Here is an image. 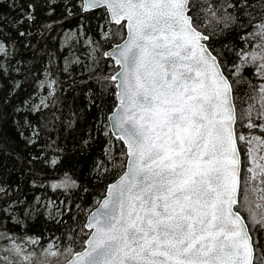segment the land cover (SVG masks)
Here are the masks:
<instances>
[{
	"label": "snow or ice",
	"instance_id": "1",
	"mask_svg": "<svg viewBox=\"0 0 264 264\" xmlns=\"http://www.w3.org/2000/svg\"><path fill=\"white\" fill-rule=\"evenodd\" d=\"M27 7L23 19L14 23L34 22L35 5ZM78 7L83 13L102 11L101 40L118 41L103 52L116 70L97 77L115 91L102 87L89 98V105L102 111L105 93L114 96L107 114L110 130L104 135L110 144L113 138L119 142L120 153L117 159L109 152L112 169L104 170H117V178L107 185L84 223L81 231L88 232L81 250L64 249L72 257L67 264H264V256H256L261 246L255 235L264 232V136L237 132L234 86L207 43L210 36L195 23L194 0H79ZM257 7L260 20L254 27L258 31L249 35L264 41V0H233L225 5L223 15L211 4L204 10L227 29L237 24L243 27L240 14L249 17L252 25ZM65 8L73 15L67 5ZM230 8L234 11L229 12ZM105 25L107 30H103ZM18 35L31 33L20 31ZM86 42L96 64L102 46L93 44L91 38ZM0 54L7 55L3 42ZM239 55L237 72L244 64L256 63L264 79V43L259 52ZM7 72L8 68L0 65V76ZM14 87H20L19 83ZM254 91L260 102L256 119L261 122L252 119L250 105L245 126L264 133V83ZM7 107V96H0V122L7 118ZM25 124L32 127L27 120ZM33 136H39L35 129ZM35 142L27 138L29 145ZM83 144L86 147L88 140ZM241 145L247 146L246 167ZM38 159L34 156L28 163ZM56 163L51 161L53 166ZM3 185L0 181V194L7 196ZM51 187L67 191L78 185L65 174ZM241 192L246 203H250L249 192L257 198L254 207H249L247 220L238 210ZM41 208L46 220L64 223L66 212L54 201L41 203L39 196L34 205L25 208V219ZM10 212H15L11 204L0 205V213ZM11 219L24 226L25 221L17 216ZM22 240L40 243L39 238L30 236ZM0 241L7 242L6 247L0 246L6 253L0 264H43L34 261V252L26 251L24 244L8 235L2 219ZM44 254L55 257L63 253L58 245H51L44 247Z\"/></svg>",
	"mask_w": 264,
	"mask_h": 264
},
{
	"label": "trees",
	"instance_id": "2",
	"mask_svg": "<svg viewBox=\"0 0 264 264\" xmlns=\"http://www.w3.org/2000/svg\"><path fill=\"white\" fill-rule=\"evenodd\" d=\"M194 2L195 23L204 26L205 32H202L210 36L207 43L233 83L237 109L236 100L250 102L256 89L255 74L246 66L240 75L232 77L229 69L239 61L243 38L260 20L259 8L254 13L252 25L248 24L249 17L240 14L243 27L237 24L225 29L223 23H217L204 9L211 4L218 15H223L225 5L233 0ZM29 3L35 5L34 22L14 23L23 19ZM65 5L73 15H68ZM78 5L79 0H0V42L4 43L7 53L0 54V65L8 68V72L0 76V96H7L8 101L7 118L0 122V147L4 148L0 153V181L4 182L8 195L0 194V205L11 204L15 209L8 214L0 213V219L8 235L27 248L32 245L22 240L24 236L39 238L40 245L56 238L64 248L71 245L74 252L80 250L87 233L84 229L81 231L87 213L102 198L107 184L117 177V170H104L112 169L109 152L117 159L120 153L119 142L113 138L110 144L104 135V131H108L106 117L115 102L114 96L107 92H114V86L98 82L97 77L103 76L96 73L97 69L92 71L89 57L76 55V51L83 52L80 48L85 47L76 46L80 36L84 41L91 38L94 44L101 40L104 14L100 10L83 13ZM48 25L50 27H46ZM20 31L31 35L20 37ZM68 35H72V39L66 44ZM116 42L109 40L104 44L100 41L99 44L109 48ZM106 60L101 56L100 64H106ZM47 74L55 80V87L51 95L47 90L43 91L47 95V107L39 105L37 109L34 104L38 101L39 86ZM16 83L20 87L15 88ZM102 87L107 92L101 111L89 105V98L98 94ZM25 120L32 127L27 126ZM34 129L39 132L38 137L33 136ZM28 137L35 139V144L29 145ZM84 140H88L86 147ZM34 156L39 159L29 164ZM53 159L57 160L54 166L51 164ZM65 174L75 180L78 187L67 191L53 190L51 185L64 179ZM36 196L41 197V203L56 202L61 211L66 212L62 217L64 223L46 220L42 208L38 214L25 219L24 210L35 204ZM17 200L23 203L16 204ZM12 215L24 220V226L16 224ZM70 235L72 239H69ZM255 235L261 246L256 256H264V232ZM5 243L0 241V244Z\"/></svg>",
	"mask_w": 264,
	"mask_h": 264
},
{
	"label": "rangeland",
	"instance_id": "3",
	"mask_svg": "<svg viewBox=\"0 0 264 264\" xmlns=\"http://www.w3.org/2000/svg\"><path fill=\"white\" fill-rule=\"evenodd\" d=\"M198 27H199V29L201 31L203 30L205 32L204 26L200 25ZM104 30H107V26H106V28ZM256 31H258V29L253 27L252 30L250 31V33H254ZM250 33L246 34L245 37L243 38V47H242V51L240 53H242V52L243 53H251L253 51H256V52L260 51V45L262 43H264V41H261L259 36L249 35ZM205 34H207V33H205ZM71 39H72V35H68L65 38V43L68 44V42ZM87 40L88 39H85V41H84L82 39V36H80L78 38V40L76 42V46L79 47L80 45H85V47L84 48H80V51H83V52L76 51V55H78V57H83L84 55H87L89 57V60L91 61L90 64H91L92 71L97 69L96 73L100 74V76H105V75H109V74L113 73L115 71V69L111 66L112 62L109 59L106 60V62H107L106 64H103V63L100 64V57L101 56L104 57L103 56V52L108 48V47L107 48L103 47V45L107 41L100 40V41H103L104 44H100L102 47H101L100 51L98 53H96L97 63L94 64L93 60H92V58L90 56L91 46L86 42ZM100 41H98V43H100ZM100 53H101V55H100ZM249 59H250V57H249ZM237 65H241V56L240 55H239V61H237V64L235 66H237ZM235 66L233 68L229 69L232 77L240 75L243 72V68L248 66V67H250L253 70V73L255 74L256 89H258L259 86L262 83H264V79L261 78V75H260V73L257 70L256 63L244 64L240 68L239 72H237V69H236ZM51 81H55L53 79V77L50 76L49 74L45 75L44 80L41 81V85L39 86V92H38V95H37V100L38 101L34 105H36V106L43 105L41 103V101H43L44 104L46 103L47 95L44 94L43 91L47 90L49 92V94L51 95V91L55 87V83L52 85V87H48V84ZM253 97H255V99H253ZM249 101L250 102L245 101V100L244 101H241V100L237 101L236 100V102L238 103V108L236 109L237 117H238L236 130H237L238 133L244 134L246 136L249 134V132H251V133H253L255 135L264 136V133H261L259 128H256L255 130L252 131V130L248 129L245 126L248 123V119H249L247 110L249 109L250 105L254 109V111L252 112V119L257 124H259L261 122L258 119H256V114H257V112L260 109L259 96H258V93L256 91H253V93L251 95V99ZM246 147H247L246 145H241L240 146L241 159L244 162V166L245 167L247 166V157L245 155ZM243 195H244L243 192H241V194H240L241 203H240V205L238 207V210L244 215V217L247 220L248 217H249V207H254V204L257 202V198H256V196L254 194L249 192L248 193V200L250 201V203H246V202L243 201ZM84 230L86 232H88L86 229H84ZM51 245H58L60 252L63 253V254L55 256V257L48 256L46 254L42 255L44 247L51 246ZM0 246L6 247L7 243L0 244ZM69 246H71V245H68L67 247H69ZM24 247H25L26 251H32V252L35 253V256L33 257L34 261L35 260H39V261L43 262V264H63L71 256V254L64 253V249H65L64 246H62L61 244H58V240L56 238L51 239L49 242H46L44 245L43 244L42 245L36 244V245H32L31 248H27V246H24ZM5 255H6L5 252L0 251V258H3Z\"/></svg>",
	"mask_w": 264,
	"mask_h": 264
},
{
	"label": "water",
	"instance_id": "4",
	"mask_svg": "<svg viewBox=\"0 0 264 264\" xmlns=\"http://www.w3.org/2000/svg\"><path fill=\"white\" fill-rule=\"evenodd\" d=\"M200 31H201V30H200ZM201 32H202V31H201ZM204 34H205V33H204ZM205 35H207V34H205ZM110 49H111V46H110L109 48H107L105 51H109ZM105 51H104V52H105ZM213 54H214V53H213ZM214 55H215V54H214ZM104 58H105V57H104ZM106 59H107V58H106ZM115 70H116V69H115ZM221 70H222V68H221ZM222 71H223V70H222ZM223 73H224V72H223ZM114 91H115V89H114ZM106 119H107V117H106ZM108 130H110V129H108ZM116 178H117V177H116ZM116 178H115V179H116ZM115 179H114V180H115ZM114 180H112V181L109 182L108 184L112 183ZM108 184H107V185H108ZM106 187H107V186H106ZM104 193H105V192H104ZM103 195H104V194H103ZM102 198H103V196H102ZM102 198H101V199H102ZM101 199H100V200H101ZM97 206H98V205H97V203H96V205H95L94 207H92V208L89 210V212H88L87 215H86L85 222H86V220H87L89 214H90L92 211H95V208H96ZM86 230H87V229H86ZM87 231H88V230H87ZM80 250H81V249H80ZM80 250H78V251H80ZM71 258H72V257L70 256V257H69V258H68L63 264H67V261L70 260Z\"/></svg>",
	"mask_w": 264,
	"mask_h": 264
}]
</instances>
